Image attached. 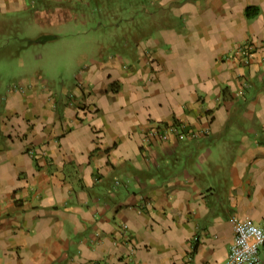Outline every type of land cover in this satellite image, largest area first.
<instances>
[{
    "label": "crops",
    "instance_id": "obj_1",
    "mask_svg": "<svg viewBox=\"0 0 264 264\" xmlns=\"http://www.w3.org/2000/svg\"><path fill=\"white\" fill-rule=\"evenodd\" d=\"M234 219L264 227V0H0V264H226Z\"/></svg>",
    "mask_w": 264,
    "mask_h": 264
},
{
    "label": "built area",
    "instance_id": "obj_2",
    "mask_svg": "<svg viewBox=\"0 0 264 264\" xmlns=\"http://www.w3.org/2000/svg\"><path fill=\"white\" fill-rule=\"evenodd\" d=\"M175 125H170L162 132L153 131L161 139L176 131ZM235 238L231 243L226 264H261L260 253L264 251V227L251 222L233 220Z\"/></svg>",
    "mask_w": 264,
    "mask_h": 264
},
{
    "label": "rangeland",
    "instance_id": "obj_3",
    "mask_svg": "<svg viewBox=\"0 0 264 264\" xmlns=\"http://www.w3.org/2000/svg\"><path fill=\"white\" fill-rule=\"evenodd\" d=\"M99 14V11H97ZM102 17V14H101ZM116 21H114V19H111L109 17H107L106 19H102L101 20V26H99V28H90L92 26V23H88V31H86V34H84V37H88L85 39H81L83 42H79L80 39L79 38H75V41L78 43L77 47H85L87 49H89L90 46H92V40L93 43L95 42L96 44H98L97 40L99 41V44H103L105 46L109 45V43L112 44L113 41V35L114 32H117L116 29L114 28L113 24ZM50 30V29H49ZM54 32V31H52ZM114 45V44H112Z\"/></svg>",
    "mask_w": 264,
    "mask_h": 264
},
{
    "label": "trees",
    "instance_id": "obj_4",
    "mask_svg": "<svg viewBox=\"0 0 264 264\" xmlns=\"http://www.w3.org/2000/svg\"><path fill=\"white\" fill-rule=\"evenodd\" d=\"M250 10H251L250 8L247 9V14H246L247 16H252V15L254 14V13L251 14V13H250Z\"/></svg>",
    "mask_w": 264,
    "mask_h": 264
}]
</instances>
